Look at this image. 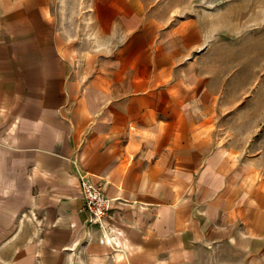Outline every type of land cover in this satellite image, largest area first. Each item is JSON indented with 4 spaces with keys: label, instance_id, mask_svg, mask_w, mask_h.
I'll use <instances>...</instances> for the list:
<instances>
[{
    "label": "crops",
    "instance_id": "crops-1",
    "mask_svg": "<svg viewBox=\"0 0 264 264\" xmlns=\"http://www.w3.org/2000/svg\"><path fill=\"white\" fill-rule=\"evenodd\" d=\"M74 4L86 47L63 22ZM189 33L144 0H0V150L27 170L38 229L23 257L264 264V174L197 122ZM83 176L111 200L102 225Z\"/></svg>",
    "mask_w": 264,
    "mask_h": 264
},
{
    "label": "rangeland",
    "instance_id": "rangeland-1",
    "mask_svg": "<svg viewBox=\"0 0 264 264\" xmlns=\"http://www.w3.org/2000/svg\"><path fill=\"white\" fill-rule=\"evenodd\" d=\"M144 1L160 24L190 31V41L196 40L195 56L185 64L190 66L197 122L205 121L211 140L225 144L234 158L259 166L264 174V0ZM86 13L74 4L62 14L80 47L92 42ZM0 159V264H44V257H23L29 255V238H38L37 224L29 216L27 170L14 165L20 159L5 150H0ZM49 259L51 264H93L86 257ZM224 260L238 263L232 257ZM205 261L198 257L181 264H216ZM240 264L247 259L240 257Z\"/></svg>",
    "mask_w": 264,
    "mask_h": 264
},
{
    "label": "built area",
    "instance_id": "built-area-1",
    "mask_svg": "<svg viewBox=\"0 0 264 264\" xmlns=\"http://www.w3.org/2000/svg\"><path fill=\"white\" fill-rule=\"evenodd\" d=\"M81 191L83 197L81 211L88 214V223L90 225H102L108 216L111 204L103 186L83 176L81 178Z\"/></svg>",
    "mask_w": 264,
    "mask_h": 264
}]
</instances>
